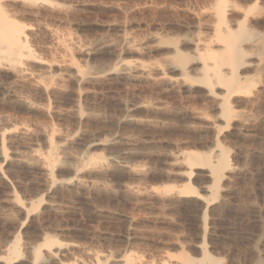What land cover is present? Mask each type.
<instances>
[{
  "label": "rangeland",
  "instance_id": "rangeland-1",
  "mask_svg": "<svg viewBox=\"0 0 264 264\" xmlns=\"http://www.w3.org/2000/svg\"><path fill=\"white\" fill-rule=\"evenodd\" d=\"M50 1L52 2L50 5H40L33 0H0L4 12L25 27L30 50L35 53L33 55L38 60L41 59L40 63L32 62L30 64L31 61L27 63L29 70L35 75H42V61L48 62L47 64L51 61V64H59L61 68H67L70 66L68 64H72L74 65L72 68L91 69L92 73L107 72L128 63L130 67L132 66L131 68L147 70L148 73L158 66L167 68V63L172 61L171 46L159 44L158 38H173L184 53L187 51V54L193 55L194 48L190 43L209 44L208 39L210 38L209 41L212 40L214 33L215 19L213 18H215V11L213 10V2L215 0ZM251 1L228 0L226 18L228 21H232L231 24H238L246 15L245 13L251 9L253 14H248L249 25L247 26L248 28L251 27L252 31H257L256 33L264 38V0H257L256 5L254 1ZM229 9H233V13ZM184 36L187 41L185 44ZM101 39L110 41L108 49L84 53L87 47L90 48ZM192 40L194 41L192 42ZM181 42L183 43L180 44ZM248 48L247 50L251 55L252 50ZM255 58L250 57L249 60L255 62L258 59ZM263 60L264 55L261 61L262 69L256 72L252 70L253 68L244 70L246 75L257 80L256 90L249 98L246 96L237 99L238 102L243 103L242 105L248 106L249 116L252 114L250 116L251 128L247 130L248 137L237 138L227 132L225 133L226 139L224 138L222 143V146L226 147L230 154L233 166L237 169V177L235 176L233 181L228 182L229 188L226 192L228 195L225 194L222 199L224 201L222 204H224L220 208L221 210L211 212L212 216L209 214L214 228L213 240L209 241V244L211 253L223 258L225 264H253L258 257L264 262V246L261 247L263 244L259 246L260 255L251 251L259 239L263 238L264 240ZM13 74V71L0 68V84L9 89V86L15 81V74ZM148 76L146 75L140 80L128 81L114 74H104L98 80H85L81 86L89 93V97L86 99L88 101H82V105L86 104L87 109L83 107L84 111L90 114H85L87 118L83 119L82 125H80L81 123L80 126L77 124L76 129V123L63 116L66 108L68 109L70 106L69 102L65 100L67 97L61 98L65 102L59 99L58 106L56 105L59 111H62V116L59 117L60 119L58 117L52 118L51 121L50 118L38 116L36 112L13 105L12 101L0 92V94L2 93L0 97L4 96L1 97L3 100L1 98L0 100L6 99L4 102L0 101V106L3 105L0 107V131L13 129H10L9 132L6 130L5 148L8 151L15 149L25 153L27 148L35 147L36 144V147L42 148L41 139L31 134L32 130L36 127L49 128L53 125L57 129L56 134L61 133L59 136L66 137L68 135L71 137L72 135L71 142L67 146V152L73 156L86 150L85 143L91 145L90 154L117 155L122 148L112 143V137L117 134L132 139L131 142L129 139L131 145L129 144L127 149L130 148L129 150H132L133 154L126 161L135 171L142 169L141 174L136 172V174L134 172L123 173L109 167L103 173H98V176L93 175L91 179H87L89 187L87 194L77 191L72 196H66V199L64 196L56 195V201H64L73 210H65L59 215H53V217L72 228L70 238H73V241L76 240L75 242L83 247H91L90 249L100 253L111 251L110 253H115V255L123 254L126 249L132 253L135 250V254L144 257L154 256V260H157L162 252H169L170 250L171 254L179 252L178 249L163 244V242L159 243L162 237H166L165 234L182 236L185 244L188 242L187 245H194L199 241L198 236H196L199 233L197 224L193 219L191 220L192 215L197 211L196 207L199 209L198 203L191 200V202L185 200L174 203L173 201H162L154 198V193L151 192L152 189L154 192V189L160 190L164 186L176 187L183 183L175 176L167 177L160 174L161 171L166 170L167 172H175L169 166L171 162L168 158L169 154L207 151L203 144L206 137L197 135L188 129V120L184 118L183 113L189 109L207 110L208 104L197 98L196 89L187 90L179 83L166 88L154 79V75ZM168 76L175 77L176 75L175 73H168ZM7 82H9L8 85ZM1 85L0 87H2ZM72 86L71 83L65 84L68 89ZM17 93L23 96L29 94V97H32L31 100L33 99L35 102L38 100L37 103L40 100V103L45 104L38 95L27 90L19 89ZM123 104L129 105L128 108L123 107ZM134 105L138 108L132 107ZM154 105H160L162 110L154 113L152 110ZM88 115L92 117L89 116V118ZM116 119L120 120V123H116ZM23 125L30 126L28 128L31 132L26 133L29 134L28 136L21 134L25 129ZM74 129L80 132L76 134ZM86 130L89 133L85 132ZM73 134H76L78 138ZM11 138L13 139L11 140ZM26 139L28 143H25L24 140ZM9 169H11L9 170V179L20 198L27 200L29 196L32 197L34 187L30 185L28 176L37 171H27L26 168L12 164L9 165ZM57 177L65 179L71 177V174L67 169L62 168L57 173ZM91 180L99 187L103 185L106 192L90 187L89 182ZM193 182L192 185H195L194 187L198 190L207 184L206 181L204 183L201 176L195 177ZM1 184L0 182V201H9L11 189ZM129 186L135 189L141 197L135 200V197L126 194L124 190L126 187L130 188ZM140 199L143 200L141 201L143 204L141 202L139 204ZM84 201H90L91 205H87ZM127 217L135 219L131 225L128 224ZM187 253L192 257H198L193 248H187Z\"/></svg>",
  "mask_w": 264,
  "mask_h": 264
},
{
  "label": "bare ground",
  "instance_id": "bare-ground-1",
  "mask_svg": "<svg viewBox=\"0 0 264 264\" xmlns=\"http://www.w3.org/2000/svg\"><path fill=\"white\" fill-rule=\"evenodd\" d=\"M33 1L40 5L52 4L50 0ZM252 1H254V4L256 5L257 0ZM227 3L228 0H215V2H213V10L215 11V18L213 19H215V27L212 35L213 37L211 36L212 40L209 41V38V44L207 43L206 45H203L202 42L200 43L202 45H200L199 42H188L192 48H194L193 55L187 54V51L184 53L183 50H181L182 48L180 49L178 42H176L173 38V40L170 38H158L159 44L171 46V53H173L171 57L172 61L169 64L167 63V68L164 66L166 69L158 66L147 73V70L144 71L137 69L136 67V69L131 68L132 66L130 67V64L127 63L122 65L120 68H114L107 72L92 73L90 71L91 69L82 70L78 67L72 68V66H74L72 64H68L70 66L67 67V65V68H61L59 64H51V61L49 64H47L48 62L46 63L45 61H42V75H35L28 68V62L30 63L31 61L30 64H32V62L40 63L41 59L38 60L37 57L34 56L35 53L31 52V48L27 42L28 36L24 30L25 27L21 26L16 20L8 16L0 4V68L4 70L6 69V71H13L15 74V81L11 86H9L10 88H5V86L0 84L2 86L0 87V92L9 98L13 105H17L27 111L36 112L38 116L41 115L42 117L50 118L52 121V118H59L62 116V111L60 112L57 108V102L63 100L61 98L67 97L64 99L69 102L70 106L68 109L66 108V111L64 109L65 115L63 116L70 118V121L72 119V121L76 123V129L78 127L77 124L79 125L83 119L85 120V118H87L85 115L87 112L84 111L83 108H86V104L83 103L85 104L83 106L82 101H85L89 97V93L82 88L81 84L85 80H98L104 74H114L115 76L128 81L140 80L146 77V75H154V79L166 88L179 83L182 87H186L187 90L196 89V95H198L197 98L201 101L207 102L208 104L207 110L189 109L183 113L184 118L188 120V126L186 125L188 129L197 133V135L200 134L206 137V139L203 137V144L204 147L207 148V151H188L177 155L169 154L168 158L171 160L169 166H171L173 168L171 170L175 172L160 170V174H164L167 177L175 176L183 181V183L176 187L164 186L160 190L154 189V192L152 189L151 192L154 193V198L162 201H173L174 203L191 200L192 202L198 203L199 209L196 207L197 211L194 212L191 220L193 219L197 224V231L199 233L196 236H198L199 241L195 244L193 243L194 245H187L188 242L185 244L182 236H168L165 234L166 237H162L159 243L163 242V244L165 243L174 249H178L179 252L177 251V254H171V250L169 252H162L157 260H154L155 257L152 255H150L152 257H149L148 255V257H144L142 255L135 254V250L132 253L130 250L126 251V249L123 254L115 255L114 252V254L110 253L111 251H103L100 253L90 249L91 247H83L75 242L76 240L73 241L74 239L72 238V240L70 238L73 229L68 225L62 224L58 221L59 219L57 220V218L54 219L53 217V215H59V213L61 214L65 210L68 211L72 209V207L67 206L64 201H56V195L64 196L66 199V196H72L77 191L83 194L86 192L88 193L89 187L87 179H91L93 175L96 176L100 172L103 173V171L109 167H113L115 168L114 170L117 169L123 173H142V169L140 171H135L134 168L130 166L128 161H126V159L133 154L132 150H129L130 148L127 149V146L130 144V138L128 139L124 135L117 134L112 137V143L122 148L120 153L117 155L102 156L90 154L89 148L91 145L89 143H85L84 147L86 150L76 154V156H73L67 152V146L71 142L70 138L72 135L71 137L68 135L66 137L59 136L61 133L56 134L57 129H55V126L53 125L51 127L49 126V128L36 127L34 130H32V128L31 134L41 139L42 148L36 147L37 144L35 143V147L30 146L31 148H27L25 153L24 151L20 152L21 150L18 151L15 149L8 151L5 148L7 129H3L5 131H0V182L6 188L11 189L9 195L10 200L0 201V264H225L223 258L218 257L217 255L215 256L211 253V246L209 244V241L213 240L214 236V228L212 227L213 224L209 218L211 215L210 213L221 210L220 208L224 204H222V202H224L222 199L225 194H227L226 192H228V182L237 175V169L231 162L230 154L226 147L224 148L222 146V143L224 138L227 136H225V133L227 132L229 135H233L237 138L248 137L247 130L251 128L250 116L252 114L249 116L248 106L242 105L243 103L241 104L237 101V99L246 96L249 98V96H251L256 90L258 85L257 80L254 78L252 79L249 75H246L244 70L246 68H253L252 70H255L256 72L262 69L261 61L264 55L263 36L256 33V30V32L252 31V29H250L251 27L248 28L247 26L249 25L248 14L252 15V10L250 9L245 13L246 15H244L242 20H240V23L231 24L232 21L230 22V20L228 21L226 18V10H228L226 9L228 7ZM233 26L235 27L233 28ZM184 38L185 44L187 41L185 36ZM193 41L194 40H192V42ZM182 43L183 42L180 44ZM109 46L110 41L101 39L96 41L93 46H90V48H84V53L87 54V52L108 49ZM247 47L251 48V55L249 54ZM250 57H256L255 59H258L254 62L249 60ZM168 73H175L176 76L170 77L168 76ZM8 83L9 82H7V85ZM64 83H71L73 86L68 89L65 87ZM19 89L27 90L35 95H38L39 98L45 102V104L40 103V100L39 103H37L38 100L37 102L33 101V99L31 100L32 97L30 98L29 94L28 96L18 94L17 91ZM65 100L63 101L65 102ZM248 103L250 104L249 101ZM128 106L124 105L123 107L127 109ZM159 106L154 105L152 108L154 113L162 110ZM132 107L136 109L138 108L136 105ZM4 110L6 109L4 108ZM2 112L4 113L3 110ZM89 116L90 115H88V117ZM116 123H120V120L116 119ZM80 125H82V123ZM28 126H25V129L22 127L24 129L21 133L22 135L31 132ZM10 129L11 128H9V130ZM9 130H7V132H9ZM77 132L80 131L77 130L76 134ZM85 132H87V130ZM87 133H89V131ZM76 134L73 135L75 136ZM12 139L13 138H11V140ZM131 140L132 139H130V142ZM24 141L25 143H28L27 139ZM15 142L17 143V141ZM10 164L26 168L27 171H37L33 173L31 172L32 175L28 176L30 181L28 182L34 187V195L32 194V197L29 196L27 200L20 198L16 188L9 179V170H11L9 169ZM62 168L67 169L70 172L71 177L65 179L58 178L57 173ZM23 170L25 171V169ZM197 176H201L204 179V183L205 181L207 183L204 184V187H201L200 190L194 187L195 185H192L193 179ZM92 180L89 182L90 187L92 186V188H96V190L99 191H105L102 184V187H99V185H95ZM124 191L126 194L135 197V200L141 197L139 193L131 187H126ZM141 201L143 200L140 199L139 204ZM84 202L87 205L90 204V201ZM141 204L143 203L141 202ZM155 218L159 219L161 217ZM163 219L165 220V218ZM126 220L128 224L131 225L135 219L128 218ZM259 246H264L263 238L256 242V245H254L251 251L258 255L261 252ZM187 248H193L198 257L190 256V254L187 253ZM253 264H264V262L258 257Z\"/></svg>",
  "mask_w": 264,
  "mask_h": 264
}]
</instances>
